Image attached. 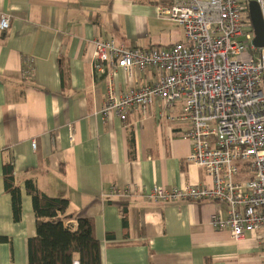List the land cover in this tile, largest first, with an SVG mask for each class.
<instances>
[{
  "label": "crops",
  "instance_id": "crops-1",
  "mask_svg": "<svg viewBox=\"0 0 264 264\" xmlns=\"http://www.w3.org/2000/svg\"><path fill=\"white\" fill-rule=\"evenodd\" d=\"M165 0H0L9 29L0 30V264H28L37 236L32 181L39 191L69 202L65 226L77 231L91 219L102 264H263L260 232L243 240L216 229L224 205L211 200L152 203L154 187H213L203 169L188 163L193 142L183 104L166 110L154 102L146 115L130 112L123 123L104 118L106 76H96V40L126 48H166L158 16ZM184 38L183 30L181 42ZM176 44V43H174ZM110 71L111 68H110ZM117 94L157 79L154 70L130 76L113 70ZM35 144V148L33 146ZM14 166L22 216L13 217L4 165ZM129 189L114 196L112 188ZM6 238V240H3Z\"/></svg>",
  "mask_w": 264,
  "mask_h": 264
},
{
  "label": "built area",
  "instance_id": "built-area-1",
  "mask_svg": "<svg viewBox=\"0 0 264 264\" xmlns=\"http://www.w3.org/2000/svg\"><path fill=\"white\" fill-rule=\"evenodd\" d=\"M249 1L259 4L264 20V0H165L158 16L181 26L182 42L144 49L96 40L93 70L108 79L101 109L106 119L117 116L125 123L130 112L146 115L157 100L168 111L181 102L185 114L169 120L190 122L186 136L193 148L188 163L213 180V187L156 186L143 199L152 203L211 200L226 207L212 217L216 229L230 230L236 241L260 232L264 243V48L253 45ZM10 21L3 14L0 30L9 29ZM243 55L247 60L240 61ZM116 69L130 76L154 70L157 79L117 94ZM240 164L246 176L236 180ZM129 193L128 187L111 191L122 197Z\"/></svg>",
  "mask_w": 264,
  "mask_h": 264
},
{
  "label": "trees",
  "instance_id": "trees-1",
  "mask_svg": "<svg viewBox=\"0 0 264 264\" xmlns=\"http://www.w3.org/2000/svg\"><path fill=\"white\" fill-rule=\"evenodd\" d=\"M5 191L12 197L13 217L22 216V193L16 183L14 166L4 165ZM27 190L33 197L37 236L28 244V264H102L101 246L94 233L91 219L80 218L77 231L65 226L64 215L69 202L52 198L39 191L32 181ZM6 240V238H3Z\"/></svg>",
  "mask_w": 264,
  "mask_h": 264
},
{
  "label": "water",
  "instance_id": "water-1",
  "mask_svg": "<svg viewBox=\"0 0 264 264\" xmlns=\"http://www.w3.org/2000/svg\"><path fill=\"white\" fill-rule=\"evenodd\" d=\"M249 13L255 33L253 45L256 48H264V20L260 6L256 1H249Z\"/></svg>",
  "mask_w": 264,
  "mask_h": 264
},
{
  "label": "rangeland",
  "instance_id": "rangeland-1",
  "mask_svg": "<svg viewBox=\"0 0 264 264\" xmlns=\"http://www.w3.org/2000/svg\"><path fill=\"white\" fill-rule=\"evenodd\" d=\"M165 29H166L165 32L167 34V40L169 41L168 43H172L173 45L174 43L177 44V42L181 39V33H182L181 26H179L177 23H169L168 26L165 27ZM238 59L240 61H245L247 60V57L243 55L240 56ZM240 167H241V174L235 178L236 180H241L242 177L246 176L243 173L246 170L244 164H240Z\"/></svg>",
  "mask_w": 264,
  "mask_h": 264
}]
</instances>
